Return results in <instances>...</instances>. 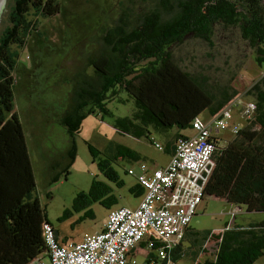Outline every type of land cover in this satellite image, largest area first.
<instances>
[{
	"label": "trees",
	"instance_id": "obj_1",
	"mask_svg": "<svg viewBox=\"0 0 264 264\" xmlns=\"http://www.w3.org/2000/svg\"><path fill=\"white\" fill-rule=\"evenodd\" d=\"M62 1L13 0L7 25L0 32V264H27L44 258L41 237L44 222L53 227L59 239L34 193L26 142L14 109L18 51L13 54V47H19L29 36L37 34L38 18L60 15ZM261 1L158 0L154 8L137 16L132 23L120 20L116 26L104 30L101 39L106 50L88 59L90 74L76 75L63 109L56 117L68 143L64 150L65 163L50 181H56L60 173L66 177L76 154L74 135L87 114L97 112L110 116L117 132L149 141V127L160 133L173 131L162 151L170 145L173 149L176 140L185 138L191 132V122L202 111L207 112L210 120L236 92L207 88L201 77L190 74L176 63L171 48L188 36L211 44L214 23L235 25L241 37L255 47L258 66H263L264 6ZM120 92L132 100L134 109L126 116L114 117L106 104L113 98L122 102ZM247 93L253 99V109L245 118V124L234 132L230 130L233 137L229 141L219 146L220 134L210 132L221 129L209 125L212 163L202 197L220 198L233 209L244 206L247 212H264V74ZM84 143L103 178L91 180L87 190L77 191L70 207L56 219L60 222L77 213L70 226L94 217L92 203L108 208L115 202L113 186L119 187L123 181L111 166L112 162L123 158L141 159L137 151L121 143L111 141L104 151ZM47 167L59 168L58 162L48 158ZM125 173L128 174L127 169ZM128 191L140 196L142 187L134 179ZM186 232L187 229L183 239ZM190 234L192 240L197 241L192 264H254L264 254V218L247 225L225 224L215 235L213 258L201 262L195 261L199 253L196 250L212 233ZM188 238L190 243L191 237ZM185 250L181 246L174 248L173 260L177 261Z\"/></svg>",
	"mask_w": 264,
	"mask_h": 264
},
{
	"label": "rangeland",
	"instance_id": "obj_2",
	"mask_svg": "<svg viewBox=\"0 0 264 264\" xmlns=\"http://www.w3.org/2000/svg\"><path fill=\"white\" fill-rule=\"evenodd\" d=\"M12 2L13 0L2 2L0 32L7 25V14ZM157 2L158 0H63L60 15L38 18L37 34L29 36L19 47H13V54L18 51L14 73V109L28 145L35 183L34 193L44 209L46 219L52 223L61 238L77 241L83 233L96 232L105 222L110 209L119 206L132 209L139 200V196L128 191V187L134 183V177L125 173L128 167L136 171L137 164L123 158L111 163L123 181L119 187L113 186L112 193L116 197L114 203L108 208L92 203L90 208L94 217L85 218L72 226L70 223L77 217V213H72L71 217L63 221L56 220L65 208L70 207L77 191H85L91 180L103 178L96 161L91 160L84 142L101 151L111 141L126 145L146 157L144 163L147 168L156 167L152 165L161 167L168 159L167 154L154 148L148 139L117 132L112 127V117L97 112L90 113L84 117L79 131L74 135L76 154L66 177L60 173L56 181H50L51 176L65 163L67 135L56 117L63 109L71 83L80 73L90 74L88 59H92L98 51L106 50L101 39L104 30L116 26L120 20L132 23L137 16L154 8ZM261 4L264 6V0ZM212 28L211 44L188 36L171 49L176 63L190 74L201 77L207 88L236 92L223 107H229L230 110L227 127L224 130H214V134H220L218 145L222 146L233 137L230 132L233 126L238 128L246 123L241 110L244 105L253 101L247 90L263 76L264 65L258 66L255 47L241 37L237 26L214 23ZM126 96L124 92H120L122 102L116 98L107 102L106 106L114 117L126 116L134 109L132 100ZM198 119L202 123L209 122L206 111H202ZM148 131L149 138L161 146L173 134L170 130L160 133L150 127ZM48 158L55 159L59 168L49 169ZM262 218L264 212H247L244 206L236 210L220 198L204 195L188 222V230L198 236L211 232L212 236L201 242L200 248L196 250L199 253L195 261L213 258L217 242L215 235L224 229L225 224L247 225ZM195 246L197 245L193 244L192 249ZM192 253L194 252H185L177 260V264H192ZM135 258L141 260L138 255ZM254 264H264V254Z\"/></svg>",
	"mask_w": 264,
	"mask_h": 264
},
{
	"label": "built area",
	"instance_id": "obj_3",
	"mask_svg": "<svg viewBox=\"0 0 264 264\" xmlns=\"http://www.w3.org/2000/svg\"><path fill=\"white\" fill-rule=\"evenodd\" d=\"M252 109L253 104L247 103L241 115L247 118ZM229 118V107L213 115L208 123L194 118L191 132L175 141L165 165L147 168L144 162H138L139 173L127 168L142 187L138 203L132 209H110L100 230L83 233L77 241L61 242L53 227L42 223L44 258L27 264H177L172 251L181 246L188 222L202 199L212 163L209 125L224 130ZM236 128L233 126L232 131ZM150 142L162 151L152 138Z\"/></svg>",
	"mask_w": 264,
	"mask_h": 264
},
{
	"label": "crops",
	"instance_id": "obj_4",
	"mask_svg": "<svg viewBox=\"0 0 264 264\" xmlns=\"http://www.w3.org/2000/svg\"><path fill=\"white\" fill-rule=\"evenodd\" d=\"M212 135H215L214 134V130H212L211 132H210ZM26 142V141H25ZM26 147H27V151H28V145H27V143H26ZM136 151V150H135ZM138 152V151H137ZM166 154H167V156H168V158H169V155L171 154V152H172V145H170L165 151H164ZM139 153V152H138ZM139 155H140V157H141V159L140 160H137V161H134L136 164L138 163V162H144V160L146 159V157L144 156V155H142L141 153H139ZM28 156H29V154H28ZM168 160V159H167ZM167 162V161H166ZM166 164V163H165ZM164 164V165H165ZM152 166H156V167H160V166H157V165H152ZM138 167V166H137ZM129 168V167H128ZM152 168H154V167H152ZM133 170V169H132ZM134 171V173H139V170H138V168H137V170L135 171V170H133ZM139 198H140V196H139ZM229 206H231V205H229ZM232 208V207H231ZM237 210V209H236ZM230 213H232V212H230ZM234 213V212H233ZM233 216V215H232ZM102 227V226H101ZM101 229V228H100ZM188 229L189 228H187V232H186V235L184 236V237H191V239H192V236H191V232H188ZM57 236H58V233H57ZM59 237V236H58ZM59 239H61V237H59ZM63 239V238H62ZM63 240H65V238L63 239ZM186 240V239H185ZM195 251V249L193 248V249H191V251L190 252H194Z\"/></svg>",
	"mask_w": 264,
	"mask_h": 264
},
{
	"label": "flooded vegetation",
	"instance_id": "obj_5",
	"mask_svg": "<svg viewBox=\"0 0 264 264\" xmlns=\"http://www.w3.org/2000/svg\"><path fill=\"white\" fill-rule=\"evenodd\" d=\"M184 239H189V238H188V237H184ZM193 241H194V242H193ZM195 241H196V240H192V239H190V245H191V246L189 245L188 248L186 247L187 249L184 248V250L186 249L185 252H188V253H189V252L191 251V249H192V247H193V244H195Z\"/></svg>",
	"mask_w": 264,
	"mask_h": 264
},
{
	"label": "water",
	"instance_id": "obj_6",
	"mask_svg": "<svg viewBox=\"0 0 264 264\" xmlns=\"http://www.w3.org/2000/svg\"><path fill=\"white\" fill-rule=\"evenodd\" d=\"M190 245V243L187 240H182L181 241V248H186Z\"/></svg>",
	"mask_w": 264,
	"mask_h": 264
},
{
	"label": "bare ground",
	"instance_id": "obj_7",
	"mask_svg": "<svg viewBox=\"0 0 264 264\" xmlns=\"http://www.w3.org/2000/svg\"><path fill=\"white\" fill-rule=\"evenodd\" d=\"M2 2H3V0H0V7H1V5H2ZM187 227H188V226H187ZM186 229H187V228H186ZM186 229H185V230H186ZM182 240H185V239L182 238Z\"/></svg>",
	"mask_w": 264,
	"mask_h": 264
}]
</instances>
